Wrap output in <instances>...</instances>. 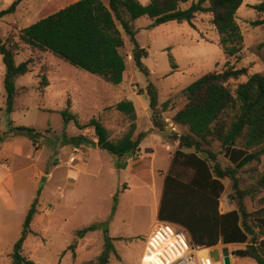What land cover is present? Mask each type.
Instances as JSON below:
<instances>
[{
	"label": "rangeland",
	"instance_id": "obj_1",
	"mask_svg": "<svg viewBox=\"0 0 264 264\" xmlns=\"http://www.w3.org/2000/svg\"><path fill=\"white\" fill-rule=\"evenodd\" d=\"M13 1L0 0V10ZM74 1L22 0L15 13L0 17L1 34L4 38L17 35L20 29ZM103 1L108 4V0ZM149 1L141 0L144 4ZM255 2L258 1L244 0L238 11L244 35L239 59L226 54L219 44L210 14L198 15L193 25L169 21L152 26L151 18H138L134 23L136 37L148 50L143 60L150 73L146 75L136 68L133 43L123 31L122 53L127 69L119 85L105 82L50 51L24 46L16 57L17 62L31 57L34 62L32 71L16 82L18 95L13 112L7 111L6 65L0 52V264H12L14 245L22 238L27 212L39 192V213L21 248L27 259L35 264L95 261L104 249L103 228L89 231L84 237L78 236L77 231L102 223L112 237L118 238L113 240L117 254H111L109 264H141L148 237L160 222L158 207L171 164V151L165 144H153L138 165H135L138 159L124 161L120 170L105 150L94 147L79 150L65 144L60 110L69 102L71 112L82 123L100 117L111 138L117 139L128 130L130 121L116 104L130 99L139 118L136 137L151 124L152 109L144 102L146 96L149 103L146 91L150 82L157 88L158 112L165 122L163 114L173 121L176 112L186 104L183 89L207 72L222 70L226 61L238 68L246 66L250 72H264V46L259 48L264 42V24H252L262 17L252 8ZM189 6L190 2L183 4L185 8ZM43 76L48 78V85L40 84ZM11 126L35 127L42 136L33 141L27 134L12 132ZM65 133L68 136L83 133L94 138L92 128L78 130L74 121L67 124ZM223 162L227 164L225 159ZM259 168L264 169V155ZM239 176L241 193L233 190L230 179L224 180L221 210L237 208L235 198L243 195L247 210L255 212L263 207L264 188L257 185L247 167L240 169ZM232 262L237 264L238 259L233 257Z\"/></svg>",
	"mask_w": 264,
	"mask_h": 264
},
{
	"label": "trees",
	"instance_id": "obj_2",
	"mask_svg": "<svg viewBox=\"0 0 264 264\" xmlns=\"http://www.w3.org/2000/svg\"><path fill=\"white\" fill-rule=\"evenodd\" d=\"M21 1L14 0L9 7L0 10V17L15 13ZM257 1L252 8L262 17L252 21L254 26L264 24V0ZM189 2V7H183ZM243 3L244 0H150L144 4L141 0H108L106 4L103 0H76L20 29L17 35L4 38L0 31V52L6 65L7 111H14L18 78L32 71V57L21 62L16 60L24 46L50 51L105 82L119 85L127 69L122 53L125 46L123 31L133 43L136 68L146 75L150 73L143 60L148 56V50L136 37L134 23L138 18H151L152 26L169 21L193 25L198 15L210 14L211 23L219 34V44L226 54L239 59L244 35L238 22V11ZM263 46L264 42L259 48ZM170 58L173 60L172 55ZM262 58L264 60V56ZM172 66L177 67L173 62ZM40 84L48 85V78L43 76ZM146 93L154 126L165 137L179 140L164 178L159 221L184 227L196 246L231 245L237 264H264V203L257 211L249 212L243 195H240L235 198L237 208L222 211L220 207L226 178L230 179L233 190L241 193L239 171L242 168L251 169L257 185L264 188V169L259 168L264 155V72H250L246 66L238 68L226 61L222 70L198 77L183 89L186 104L173 117L176 124L188 128L181 134L167 133L166 123L158 112L159 96L153 83L148 84ZM116 108L130 123L121 137L112 139L100 117L82 123L71 112L68 102L67 107L60 110L64 121L62 140L76 147L85 145L105 150L112 156L115 166L121 168L129 154L140 150V143L151 131L142 130L135 137L138 115L132 100H121ZM70 121H74L78 130L92 128L94 138L83 133L68 136L65 128ZM11 131L27 134L33 141L42 134L30 126H11ZM39 197L40 192L27 212L22 238L14 245L12 264H35L22 255L21 248L39 213ZM100 228L104 230V249L95 261L83 264H109L111 254H117L113 240L118 238L112 237L102 223L84 227L77 235L84 237L87 232Z\"/></svg>",
	"mask_w": 264,
	"mask_h": 264
},
{
	"label": "built area",
	"instance_id": "obj_3",
	"mask_svg": "<svg viewBox=\"0 0 264 264\" xmlns=\"http://www.w3.org/2000/svg\"><path fill=\"white\" fill-rule=\"evenodd\" d=\"M223 246H196L184 227L160 221L148 237L141 264H219L212 255L214 249H219L224 264Z\"/></svg>",
	"mask_w": 264,
	"mask_h": 264
},
{
	"label": "crops",
	"instance_id": "obj_4",
	"mask_svg": "<svg viewBox=\"0 0 264 264\" xmlns=\"http://www.w3.org/2000/svg\"><path fill=\"white\" fill-rule=\"evenodd\" d=\"M144 98H145V101L143 100V98H142V100L145 102V105H149L148 100L146 99L147 97L145 96ZM163 115H164L163 118H164L165 122H167L166 123V131L169 135H171L173 133L181 134V133L187 132L188 128L186 126L176 124L174 122V120L172 121L165 114H163ZM150 118H151L150 119L151 124H149V126L147 125L148 128L146 130H150L151 132L144 138L142 143H140L141 144L140 150L135 154H132V155L129 154V156L125 159V161L130 163V162H133L135 159H138L139 161L135 162V165H138V163H140V160L147 156L146 149L147 148L151 149L153 144H155L156 146L159 144H165L166 147L169 149V151H171V159H172V155H173L174 151L179 147V140L169 139V138L165 137L154 126L153 121H152V116ZM138 119L139 118H137V125H138V128H140ZM84 147H87L89 149L91 148L89 146L82 145L80 147H77V149L83 150ZM121 169H122V167L120 168V170ZM232 209H234V207H230L227 211L232 210ZM223 211H225V210H223Z\"/></svg>",
	"mask_w": 264,
	"mask_h": 264
},
{
	"label": "water",
	"instance_id": "obj_5",
	"mask_svg": "<svg viewBox=\"0 0 264 264\" xmlns=\"http://www.w3.org/2000/svg\"><path fill=\"white\" fill-rule=\"evenodd\" d=\"M222 253H223L224 264H233L232 259L234 256H233V253H232V251L228 245L223 246ZM212 255H213L214 259L217 260V262L219 264H221V262H220L221 254H220L219 249H214L212 252Z\"/></svg>",
	"mask_w": 264,
	"mask_h": 264
}]
</instances>
